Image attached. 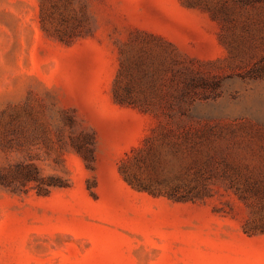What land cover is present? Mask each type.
I'll return each mask as SVG.
<instances>
[{
	"label": "rangeland",
	"instance_id": "374dc122",
	"mask_svg": "<svg viewBox=\"0 0 264 264\" xmlns=\"http://www.w3.org/2000/svg\"><path fill=\"white\" fill-rule=\"evenodd\" d=\"M0 264H264V0H0Z\"/></svg>",
	"mask_w": 264,
	"mask_h": 264
},
{
	"label": "trees",
	"instance_id": "16d2710c",
	"mask_svg": "<svg viewBox=\"0 0 264 264\" xmlns=\"http://www.w3.org/2000/svg\"><path fill=\"white\" fill-rule=\"evenodd\" d=\"M27 167H29V166L27 165ZM20 176H21L20 177L21 178L20 179L21 182H32V181L36 182L38 180L37 179V176L36 175H33L32 173H29V171H27L26 173H22ZM37 192H38V194L41 193V191H39V190Z\"/></svg>",
	"mask_w": 264,
	"mask_h": 264
}]
</instances>
